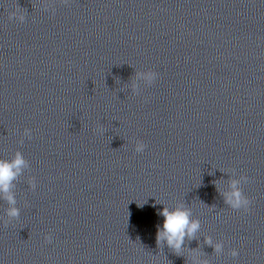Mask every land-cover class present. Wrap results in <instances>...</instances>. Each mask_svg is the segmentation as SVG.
I'll return each mask as SVG.
<instances>
[{
  "label": "clouds",
  "instance_id": "obj_1",
  "mask_svg": "<svg viewBox=\"0 0 264 264\" xmlns=\"http://www.w3.org/2000/svg\"><path fill=\"white\" fill-rule=\"evenodd\" d=\"M19 8L16 11L9 12L8 18L12 20L17 19L19 22H24L23 15H18ZM157 76V73L149 71L145 74V78L151 82ZM147 145L140 141L136 145L135 151L141 153L145 150ZM26 166V161L23 156L18 152L15 158L11 161L0 160V192L4 193V198L8 201L10 207L8 210V216L16 218L19 216V210L14 207L15 198L11 194L12 181L20 174L23 167ZM236 181L233 182V191L226 196V202L229 203L234 209L243 208L245 212L249 211L251 200L245 198L239 189L236 188ZM164 217L162 229H158L157 243L163 239H167L170 247L179 250L183 244L185 235L191 236L199 228L198 221L190 220V212L182 207L173 211H169L168 208H163L159 213ZM45 241L52 242L51 234L45 236ZM208 243H211L209 240ZM216 250H220V245H216ZM239 253L237 250H233L232 255L237 256Z\"/></svg>",
  "mask_w": 264,
  "mask_h": 264
}]
</instances>
